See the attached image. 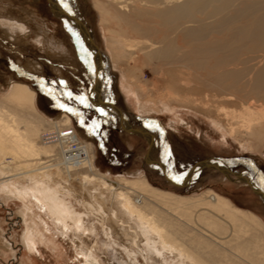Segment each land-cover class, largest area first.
Here are the masks:
<instances>
[{
	"label": "bare ground",
	"instance_id": "1",
	"mask_svg": "<svg viewBox=\"0 0 264 264\" xmlns=\"http://www.w3.org/2000/svg\"><path fill=\"white\" fill-rule=\"evenodd\" d=\"M91 1L114 57L121 61L116 67L125 89L138 99L142 115L156 111L153 101L146 100L155 93L140 79L148 67L167 77L163 91L172 93L173 107L206 117L241 144L249 142L253 150L264 142V66L256 70L264 60V1ZM49 2L57 13H67L56 0ZM0 25L7 39L30 33L27 24L13 17L0 18ZM44 37L37 34L35 41L42 50L66 55L57 41ZM58 80L65 82L63 87L70 84ZM98 94L103 100L101 90ZM199 95L203 98H191ZM88 138L76 133L68 114L51 119L43 115L29 84L12 80L8 88L0 85V192L23 202L25 221L37 208L64 236L71 231L76 239L85 232L96 234L98 224L132 261L142 251L149 260L157 255L159 264H264V223L257 215L212 189L179 195L152 186L143 174H105L97 168ZM206 164L231 181L255 184L251 177L224 174L227 168L221 162ZM40 229L38 224L27 225L23 242L29 251L37 249L38 237L44 239ZM92 252L81 253L93 264L97 257Z\"/></svg>",
	"mask_w": 264,
	"mask_h": 264
},
{
	"label": "rangeland",
	"instance_id": "2",
	"mask_svg": "<svg viewBox=\"0 0 264 264\" xmlns=\"http://www.w3.org/2000/svg\"><path fill=\"white\" fill-rule=\"evenodd\" d=\"M56 1L64 11L82 21L100 49L105 72L101 98L106 102L114 103L132 127L143 128L154 134L157 142L153 155L155 159L165 164L173 174L182 175V178L197 162L216 160L231 172L243 174L247 178L251 177L256 186L264 191V185L260 183L261 177L264 176V142L258 144V149L253 150L249 142L242 141L243 144H241V141L234 136L231 137L227 132H222L212 125L206 117L188 109L173 107L174 105L170 102L172 93L169 96L163 91L168 83L167 77L155 75L148 67L142 69L143 78L140 79L148 82L149 89L155 93L146 100L153 101L152 107L156 110V114L154 112L145 114L143 111L142 115L139 111L138 99L132 95V92H128L127 88L125 89V79L116 67L120 66L121 61L114 57L107 39L108 34L100 23V16L92 1L64 0L63 4L60 0ZM65 4L67 7L64 6ZM7 17H13L16 21L27 24L30 33L27 37L18 34L14 36V39H7L0 25L1 87L8 88L12 80L25 82L35 90L37 108L47 118H55L62 112L68 114L76 133L90 137L88 139L93 142L96 165L101 172L113 177L121 175L127 178L143 174L152 186L179 195H193L212 189L231 200L236 207L254 213L264 223V201L247 185L231 181L219 171L205 168L197 172L187 186H172L146 161L149 148L147 140L143 136L131 135L123 131L117 119L106 111L107 115H101L97 111L100 107L93 105L88 97L95 81V75L90 70L94 69L96 72L94 58L80 38L76 26L66 19L55 17L50 10L48 0H0V18ZM37 34L45 36L44 39L52 38L55 43L57 41V44L63 47L64 55L67 56H54L42 50L35 42ZM32 66L39 67L38 71ZM263 66L264 60L258 64L256 70ZM121 68L129 70L130 67L121 65ZM34 71L36 72L33 73ZM59 78H65L70 83L69 86L63 87L59 83ZM44 81L49 83L42 89L41 85ZM53 81L56 83H52ZM49 91L53 95H49ZM67 92L72 93L71 99L65 94ZM81 94L88 97V103L92 107H86L75 99ZM191 98H203V96ZM60 103L82 113L86 125H90L93 120L99 121V129L95 133L89 132L88 127L80 123L81 118L59 107ZM197 103L195 102L194 105ZM198 107L202 106L198 105ZM173 108L175 109L172 110ZM241 110L239 108L237 111ZM147 123L158 127L147 128L145 127ZM167 152H170V156L166 154ZM1 193L0 264H89L90 262H87L84 254L81 253L83 250L93 251L92 254L94 253V256L96 254L95 260L98 264H159L160 259L157 255L154 261L149 260L144 252L138 253V250H136L135 260L132 261L120 247L107 239L103 228L98 224L99 230L96 231L98 234L94 233V236L85 232L82 234L84 236L78 234L81 238L76 239L71 231H68L67 237L64 236L54 221L43 212L37 211V208L29 212L32 216L28 215L25 221L23 202L18 198L8 199L4 193ZM28 217L32 219L31 222ZM28 224L33 226L38 224L45 235V240L43 237H38V247L31 251L23 242V235ZM82 257L85 262L82 261Z\"/></svg>",
	"mask_w": 264,
	"mask_h": 264
},
{
	"label": "water",
	"instance_id": "3",
	"mask_svg": "<svg viewBox=\"0 0 264 264\" xmlns=\"http://www.w3.org/2000/svg\"><path fill=\"white\" fill-rule=\"evenodd\" d=\"M49 6H50V10L54 16L62 18V19H66L69 22H71L73 25L76 26V28L78 29L80 38L82 39L85 46L88 48V50L91 52V54L94 58L96 72H95V82H94V85L92 86V88L89 92V96H88L90 102L94 104L96 101L95 104L97 107L103 108L107 113H109L110 115L115 117V119H117V121L119 122V125L123 131H125L131 135H138V136L146 137L149 140V149L146 153V161L152 167L157 169L163 175V177L166 179V181L169 184H171L172 186H175V187L187 186L191 182V180L193 179V177L195 176V174L197 172H199L202 169L209 168V166L206 164V163L210 162L209 159L204 160V161H200V162H197L193 167L190 168V170L187 172L186 176L184 178H182V181L180 183H177L175 180L171 179V177L169 175L168 167L153 157L154 145L156 142V139L153 136L154 134L152 135V133H150L149 131H147L146 129H143V128H140V129L133 128L132 125L125 119L123 112H121V110L117 106H115L114 103L99 100V98L97 97V96H99L98 92L100 93V90L102 87L101 84L103 81L102 78L104 79L105 73H104L103 64L101 61L100 49L94 43V41H93L92 37L90 36L89 31L87 30L85 25L82 23L81 20H79L78 18H76L70 14H67V13L59 14V13H57L55 8H54V5L51 4L50 2H49ZM95 54H96V57H95ZM223 173L226 175H233L237 178H240L243 175L240 173L231 172L228 169H225L223 171ZM246 184H247V186L250 187L251 191L256 196L264 199V191L259 189V187H257L256 184H253L250 180H247Z\"/></svg>",
	"mask_w": 264,
	"mask_h": 264
},
{
	"label": "snow or ice",
	"instance_id": "4",
	"mask_svg": "<svg viewBox=\"0 0 264 264\" xmlns=\"http://www.w3.org/2000/svg\"><path fill=\"white\" fill-rule=\"evenodd\" d=\"M60 2H61V4H63V3H64V0H60ZM64 6L67 7L66 4H65ZM21 31H24V29L21 28ZM73 34L76 35L75 33H73ZM89 55H90V53H89ZM90 70H91V71L93 72V74L95 75V70H94V69H90ZM48 83H49V82L44 81V82L42 83V85H41L42 89L44 88L45 85H48ZM52 83H56V82L53 81ZM59 83H60L61 85H63L65 82L60 81ZM48 94H49V95H53V93H52L51 91H49ZM65 94L67 95V97H68L69 99L72 98V93H71V92H67V93H65ZM75 99H77L81 104L85 105L86 107H92V105L88 103V97H87L86 95H83V94L78 95V96L75 97ZM59 107L65 109V111H67V112L73 113L74 115L80 117V118H81V119H80V123H81L82 125H86V121L83 119V114H82V113L78 112L76 109H74V108H72V107H67L66 104H64V103H60V104H59ZM97 111H98L101 115H107V113L105 112V110H104L103 108H97ZM86 126L88 127L89 132H91V133H95L96 130L99 129V127H100V123H99V121L93 120V121L91 122L90 125H86ZM145 127L151 129V128H156V127H158V126H157V125H154V124H152V123H147V124L145 125ZM161 131H162V130H161ZM166 154H167L168 156H170V152H167ZM169 175H170L171 179L175 180L177 183H180V182L182 181V175L173 174V173L171 172V170L169 171ZM260 183H261V185H264V176L261 177V181H260Z\"/></svg>",
	"mask_w": 264,
	"mask_h": 264
},
{
	"label": "built area",
	"instance_id": "5",
	"mask_svg": "<svg viewBox=\"0 0 264 264\" xmlns=\"http://www.w3.org/2000/svg\"><path fill=\"white\" fill-rule=\"evenodd\" d=\"M70 133H72V131H70Z\"/></svg>",
	"mask_w": 264,
	"mask_h": 264
}]
</instances>
